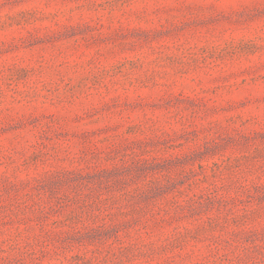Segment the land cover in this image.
<instances>
[{
    "label": "rangeland",
    "instance_id": "obj_1",
    "mask_svg": "<svg viewBox=\"0 0 264 264\" xmlns=\"http://www.w3.org/2000/svg\"><path fill=\"white\" fill-rule=\"evenodd\" d=\"M0 264H264V0H0Z\"/></svg>",
    "mask_w": 264,
    "mask_h": 264
}]
</instances>
